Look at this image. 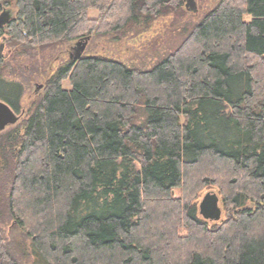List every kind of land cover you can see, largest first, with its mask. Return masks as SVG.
Instances as JSON below:
<instances>
[{
  "label": "trees",
  "instance_id": "obj_1",
  "mask_svg": "<svg viewBox=\"0 0 264 264\" xmlns=\"http://www.w3.org/2000/svg\"><path fill=\"white\" fill-rule=\"evenodd\" d=\"M6 7L15 13L0 28V101L16 113L10 61L186 14L183 0ZM44 87L0 133V264L30 256L8 242L10 224L45 264H264V0H218L149 70L84 55ZM208 190L217 222L199 215Z\"/></svg>",
  "mask_w": 264,
  "mask_h": 264
},
{
  "label": "rangeland",
  "instance_id": "obj_2",
  "mask_svg": "<svg viewBox=\"0 0 264 264\" xmlns=\"http://www.w3.org/2000/svg\"><path fill=\"white\" fill-rule=\"evenodd\" d=\"M195 1L198 8L197 14H191L183 7L186 11L183 18L177 19V16L172 14L159 17L152 22L148 31L137 35H126L119 38L114 35L101 38L90 37L83 41L63 43L53 48L34 50L30 55L10 61L8 63L9 68L3 74V78L21 84V111L19 113L15 112V115L19 118L17 123L6 127L4 131L18 125L26 118V108L44 91L45 80L75 56L79 44L85 43V49L81 56H99L121 63L128 68L151 69L166 55L173 52L182 42L186 30L188 31L192 26L198 24L218 2V0ZM5 9H8L7 11L11 12L12 15L15 13V9L12 7H6ZM89 18H97V12H90ZM8 53L9 49L4 43V38L1 37L0 55L5 57ZM63 87L67 90L70 88L68 83H64ZM210 192L212 193L214 190H208L204 195ZM222 216L221 210L220 219ZM3 229L9 243L24 242L27 253L30 254L26 264H45L38 256L33 254L29 241L24 238L21 230L16 225H5Z\"/></svg>",
  "mask_w": 264,
  "mask_h": 264
},
{
  "label": "water",
  "instance_id": "obj_3",
  "mask_svg": "<svg viewBox=\"0 0 264 264\" xmlns=\"http://www.w3.org/2000/svg\"><path fill=\"white\" fill-rule=\"evenodd\" d=\"M184 8L191 14H197L198 8L195 0H183ZM11 14L9 11H3L0 14V28L5 26ZM85 49V43L80 45L76 50L75 59L81 57ZM18 117L5 103L0 102V133L8 126H13L17 123ZM199 215L209 221H219L221 217V209L219 207V199L214 193H206L199 203Z\"/></svg>",
  "mask_w": 264,
  "mask_h": 264
},
{
  "label": "flooded vegetation",
  "instance_id": "obj_4",
  "mask_svg": "<svg viewBox=\"0 0 264 264\" xmlns=\"http://www.w3.org/2000/svg\"><path fill=\"white\" fill-rule=\"evenodd\" d=\"M75 56H76V53H75ZM75 56H73L72 59L75 58Z\"/></svg>",
  "mask_w": 264,
  "mask_h": 264
}]
</instances>
